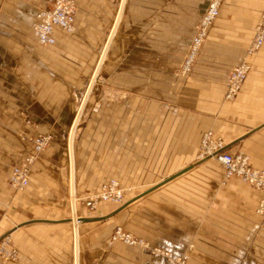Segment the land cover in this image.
<instances>
[{"label":"crops","instance_id":"1","mask_svg":"<svg viewBox=\"0 0 264 264\" xmlns=\"http://www.w3.org/2000/svg\"><path fill=\"white\" fill-rule=\"evenodd\" d=\"M54 0H0V264H264L247 257L264 228L261 192L200 158L213 130L264 168V45L235 101L226 77L246 55L264 0H225L187 74L209 0H74L75 29L38 43L32 24ZM50 136L25 190L15 166ZM111 178L123 203L84 199ZM82 218L77 228L74 216ZM121 225L149 247L114 241ZM252 244V245H251ZM154 248L166 250L153 252Z\"/></svg>","mask_w":264,"mask_h":264},{"label":"built area","instance_id":"2","mask_svg":"<svg viewBox=\"0 0 264 264\" xmlns=\"http://www.w3.org/2000/svg\"><path fill=\"white\" fill-rule=\"evenodd\" d=\"M225 0H209L207 8L204 10L201 19L196 25L195 34L192 37L188 51L186 53L182 72L187 74L192 70L193 64L197 59L199 52L208 37L209 29L218 18L221 7ZM76 5L74 0H54L50 8L41 10L37 13L32 24V29L38 43L51 46L56 43L55 31L61 28L66 32H72L75 29ZM264 45V8L260 18L255 26V35L251 44L246 49L244 59L234 65L226 77L227 100H234L251 71V64L248 58L257 53ZM50 136L38 135L33 138L34 151L26 155L21 163L14 167L10 177L9 184L16 190H25L31 180V167L38 154L49 145ZM200 158H215L225 169V178H239L241 181L249 184L261 192L257 212L264 214V169L255 167L251 164L250 156L244 151L229 152L225 148V141L221 136H217L213 130L204 132L200 145ZM125 200L124 189L120 181L111 178L102 184L99 191L85 198L87 214L91 215L97 206L102 202L123 203ZM82 216L77 215L78 224ZM114 241H122L126 244H141L149 247L148 243L124 230L120 225L117 226L112 234ZM8 240L0 236V254L7 257L17 255L15 249L8 248ZM153 252H162L169 256V252L154 248ZM173 264H186L188 254L172 257Z\"/></svg>","mask_w":264,"mask_h":264},{"label":"rangeland","instance_id":"3","mask_svg":"<svg viewBox=\"0 0 264 264\" xmlns=\"http://www.w3.org/2000/svg\"><path fill=\"white\" fill-rule=\"evenodd\" d=\"M216 21V20H215ZM73 32V31H72ZM204 46V45H203ZM202 49V48H201ZM200 52H201V50H200ZM200 52H199V54H200ZM199 56V55H198ZM198 58V57H197ZM185 59V58H184ZM244 59V58H243ZM197 60V59H196ZM196 60H195V62H196ZM242 61V60H241ZM240 61V62H241ZM248 61H249V58H248ZM195 62H194V64H195ZM194 64H193V67H194ZM193 67H192V69H193ZM233 67V66H232ZM231 67V68H232ZM183 73V72H182ZM185 74V73H184ZM244 86V85H243ZM243 89V88H242ZM241 92V91H240ZM239 92V93H240ZM238 96V95H237ZM237 96H236V98H237ZM236 98L234 99V100H229V101H235L236 100ZM245 152V151H244ZM246 153V152H245ZM248 154V153H247ZM249 155V154H248ZM250 156V155H249ZM251 159V158H250ZM264 169V168H263ZM93 194V193H92ZM89 195H91V194H89ZM89 195H87L86 196V198L89 196ZM260 201V200H259ZM84 205H85V207H86V204H85V199H84ZM100 205V204H99ZM98 207V206H97ZM97 209V208H96ZM96 211V210H95ZM94 211V212H95ZM256 211H257V209H256ZM94 212L93 213H91V215L92 214H94ZM258 213V212H257ZM86 214H87V207H86ZM258 214H260V215H263L264 216V214H261V213H258ZM91 215H89V214H87V216H91ZM260 219V224L262 225V224H264V217L262 218V217H260L259 218ZM119 226V225H118ZM121 226V225H120ZM122 227V226H121ZM123 228V227H122ZM124 229V228H123ZM125 230V229H124ZM247 242H256V241H258V242H260V245L258 246V248H255L254 250H248V249H245L244 250V252H243V255L245 256V257H247L248 255H250V253H253L254 252V257H257V258H264V228H260V231L259 232H257V233H255V234H251L250 236H249V238H247ZM252 245V244H251Z\"/></svg>","mask_w":264,"mask_h":264},{"label":"water","instance_id":"4","mask_svg":"<svg viewBox=\"0 0 264 264\" xmlns=\"http://www.w3.org/2000/svg\"><path fill=\"white\" fill-rule=\"evenodd\" d=\"M85 219H87V218H81V221H84ZM74 220H75V225H76V228H77V226H78L77 213H75Z\"/></svg>","mask_w":264,"mask_h":264},{"label":"bare ground","instance_id":"5","mask_svg":"<svg viewBox=\"0 0 264 264\" xmlns=\"http://www.w3.org/2000/svg\"><path fill=\"white\" fill-rule=\"evenodd\" d=\"M261 49H262V48H261ZM261 49H260V50H261Z\"/></svg>","mask_w":264,"mask_h":264}]
</instances>
